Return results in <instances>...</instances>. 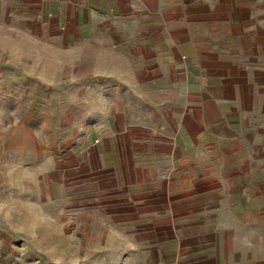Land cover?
I'll use <instances>...</instances> for the list:
<instances>
[{
  "label": "rangeland",
  "instance_id": "rangeland-1",
  "mask_svg": "<svg viewBox=\"0 0 264 264\" xmlns=\"http://www.w3.org/2000/svg\"><path fill=\"white\" fill-rule=\"evenodd\" d=\"M195 1L0 0V183L17 181L15 189L21 188L19 220L7 224L15 231L0 224L1 264H131L119 261L123 247L111 232L98 229L94 216L86 217L84 245L67 252L60 210L47 201L56 195L47 172L53 155L99 140L95 130L102 114L139 110L134 94L177 91L164 62L166 47L173 30L183 31V44L204 41L205 21L196 23ZM180 61L184 66L191 59L183 53ZM246 90L252 103L245 104L246 112L252 113L259 97H252L253 88ZM220 143L215 137L208 155L198 146L186 152L194 158L190 169L211 173L212 187L220 192L212 219L228 220L227 229L214 233L228 246L229 263L264 264V134L249 119L244 136ZM204 186L198 181L189 187ZM196 201L204 208L206 202ZM69 233L76 243L78 232Z\"/></svg>",
  "mask_w": 264,
  "mask_h": 264
},
{
  "label": "crops",
  "instance_id": "crops-1",
  "mask_svg": "<svg viewBox=\"0 0 264 264\" xmlns=\"http://www.w3.org/2000/svg\"><path fill=\"white\" fill-rule=\"evenodd\" d=\"M217 1L194 2L196 23L205 21L204 41L190 38L183 44L178 40L183 31L169 33L173 42L166 47L164 62L176 92L167 90L158 97L134 94L139 110L102 114L95 130L99 140L87 139L78 149L52 156L54 165L47 174L54 179L56 195L46 197L60 210L67 252L70 246L84 245L86 217L94 216L100 221L98 229L111 232L110 238L123 247L121 262L230 264L225 255L229 248L217 238V232L229 227L228 220L212 219L213 198L220 192L212 187L211 173L192 172L194 158L186 152L198 146L208 155L215 137L223 144L231 135L244 136L249 119L264 134V0ZM184 46H189L188 52ZM183 53L190 64L180 63ZM197 74L204 86L197 84ZM247 88H253L252 97H259L252 113L246 112L245 104H252ZM0 159L4 165V155ZM198 181L205 186L189 187ZM16 186L17 181L0 183V224L5 231H15L7 224L19 220L21 188ZM197 199L206 202L204 208L194 205ZM70 231L78 232L76 243Z\"/></svg>",
  "mask_w": 264,
  "mask_h": 264
},
{
  "label": "built area",
  "instance_id": "built-area-1",
  "mask_svg": "<svg viewBox=\"0 0 264 264\" xmlns=\"http://www.w3.org/2000/svg\"><path fill=\"white\" fill-rule=\"evenodd\" d=\"M1 251H2V246H1V242H0V264H1Z\"/></svg>",
  "mask_w": 264,
  "mask_h": 264
}]
</instances>
